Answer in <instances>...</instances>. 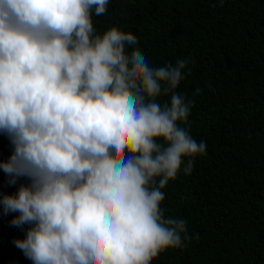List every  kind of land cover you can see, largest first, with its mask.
<instances>
[{"label":"clouds","instance_id":"clouds-1","mask_svg":"<svg viewBox=\"0 0 264 264\" xmlns=\"http://www.w3.org/2000/svg\"><path fill=\"white\" fill-rule=\"evenodd\" d=\"M109 2L0 0V169L27 181L0 192V215L29 226L13 243L32 264H150L193 238L161 203L206 155L177 90L194 61L154 67L133 33H98Z\"/></svg>","mask_w":264,"mask_h":264},{"label":"trees","instance_id":"trees-1","mask_svg":"<svg viewBox=\"0 0 264 264\" xmlns=\"http://www.w3.org/2000/svg\"><path fill=\"white\" fill-rule=\"evenodd\" d=\"M107 8L93 12L98 33L114 25L133 33L152 66L194 61L177 90L194 101L189 131L206 155L168 183L161 203L193 238L150 264H264V0H110ZM11 152L0 135V160ZM7 179L0 169L6 194L27 183ZM17 214L0 215V264H32L13 243L29 227L11 226Z\"/></svg>","mask_w":264,"mask_h":264}]
</instances>
